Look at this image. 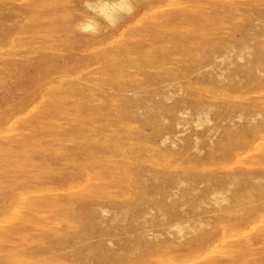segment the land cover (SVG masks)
I'll use <instances>...</instances> for the list:
<instances>
[{
  "label": "rangeland",
  "instance_id": "1",
  "mask_svg": "<svg viewBox=\"0 0 264 264\" xmlns=\"http://www.w3.org/2000/svg\"><path fill=\"white\" fill-rule=\"evenodd\" d=\"M0 202V264H264V0H0Z\"/></svg>",
  "mask_w": 264,
  "mask_h": 264
},
{
  "label": "bare ground",
  "instance_id": "2",
  "mask_svg": "<svg viewBox=\"0 0 264 264\" xmlns=\"http://www.w3.org/2000/svg\"><path fill=\"white\" fill-rule=\"evenodd\" d=\"M78 63H79V62H78ZM76 69H77V68H76ZM51 78H52V77H51ZM61 79H62V78H61ZM64 79H66V78H63V80H64ZM55 80H56V79H55ZM49 82H50V81H49ZM49 82H48V83H49ZM65 82H66V81H65ZM48 83L46 82L45 85H47ZM53 83H54V82H53ZM53 83H52V84H53ZM52 84H51V85H52ZM13 117H15V116H13ZM0 203H1V202H0Z\"/></svg>",
  "mask_w": 264,
  "mask_h": 264
}]
</instances>
